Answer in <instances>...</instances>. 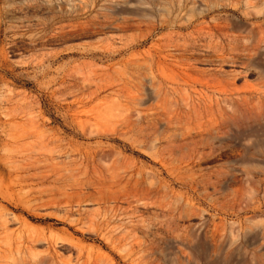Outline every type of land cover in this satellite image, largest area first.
I'll return each instance as SVG.
<instances>
[{
    "label": "rangeland",
    "instance_id": "obj_1",
    "mask_svg": "<svg viewBox=\"0 0 264 264\" xmlns=\"http://www.w3.org/2000/svg\"><path fill=\"white\" fill-rule=\"evenodd\" d=\"M0 264H264V0H0Z\"/></svg>",
    "mask_w": 264,
    "mask_h": 264
},
{
    "label": "bare ground",
    "instance_id": "obj_2",
    "mask_svg": "<svg viewBox=\"0 0 264 264\" xmlns=\"http://www.w3.org/2000/svg\"><path fill=\"white\" fill-rule=\"evenodd\" d=\"M222 57V56H221ZM187 60V59H186ZM221 60V59H220ZM224 61V60H223ZM236 91V90H235ZM209 94V93H208Z\"/></svg>",
    "mask_w": 264,
    "mask_h": 264
}]
</instances>
